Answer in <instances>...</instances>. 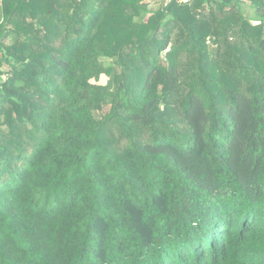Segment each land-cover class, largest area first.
Masks as SVG:
<instances>
[{
    "label": "trees",
    "instance_id": "16d2710c",
    "mask_svg": "<svg viewBox=\"0 0 264 264\" xmlns=\"http://www.w3.org/2000/svg\"><path fill=\"white\" fill-rule=\"evenodd\" d=\"M0 76V264H264V0H0Z\"/></svg>",
    "mask_w": 264,
    "mask_h": 264
},
{
    "label": "rangeland",
    "instance_id": "374dc122",
    "mask_svg": "<svg viewBox=\"0 0 264 264\" xmlns=\"http://www.w3.org/2000/svg\"><path fill=\"white\" fill-rule=\"evenodd\" d=\"M148 2V5H149V8L152 9V10H156L159 8V6L161 5V1L162 0H146ZM244 9V13L248 16H251V10H250V7L248 5H245L243 7ZM102 62L104 64H109L110 63V60L108 59H103ZM6 68H3V71H5ZM5 77L4 76H0V81H3ZM99 83L100 84H105L106 83V78L104 76H101L100 79H99Z\"/></svg>",
    "mask_w": 264,
    "mask_h": 264
}]
</instances>
